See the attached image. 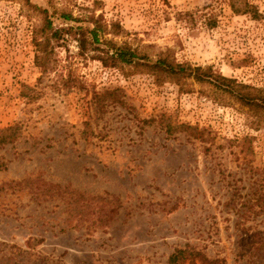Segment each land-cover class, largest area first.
<instances>
[{
  "label": "rangeland",
  "instance_id": "rangeland-1",
  "mask_svg": "<svg viewBox=\"0 0 264 264\" xmlns=\"http://www.w3.org/2000/svg\"><path fill=\"white\" fill-rule=\"evenodd\" d=\"M93 20L101 49L264 87V19L230 0H0V129H22L0 150V264H264V127L208 85L82 52Z\"/></svg>",
  "mask_w": 264,
  "mask_h": 264
},
{
  "label": "trees",
  "instance_id": "trees-1",
  "mask_svg": "<svg viewBox=\"0 0 264 264\" xmlns=\"http://www.w3.org/2000/svg\"><path fill=\"white\" fill-rule=\"evenodd\" d=\"M230 2L231 6L238 14H249L254 20L264 19V15L260 9L252 5L248 0H230ZM43 12L47 14V11L43 10ZM91 23L94 25L93 29H78L81 38V50L84 52L87 42L90 40V44L98 46L95 47V50L102 54L99 60H101L105 66L111 65L116 67L121 63L128 66H138L146 70V72L154 76L157 80L163 81L168 79L181 85L193 79L200 84L210 86L214 90V93L247 109L248 117L253 119H251L252 125L256 126L257 129L264 127V87H255L240 83L236 79L226 77L214 71L213 68L209 66L193 67L189 63H179L175 59H171L168 55H163L157 61L153 62L146 56L139 55L135 50L127 46L119 48L112 46L111 49L113 51H110V47H108V49H101L99 46L100 29L98 27V22L93 20ZM61 31L60 29L55 30L52 21L47 18L44 30V33L47 34L45 37L47 43L53 39H57L58 36L61 37ZM48 33H50V37ZM106 44L107 46L110 45L109 42ZM39 47V51L45 54L47 49L46 46L39 44ZM40 66L43 73H45L47 64L44 63V65L41 64ZM21 130L20 124H14L0 129V150L8 144L15 143L21 136ZM4 167L5 164L0 162V170ZM198 258H200V264H218L217 260H209L200 252L188 248L176 250L171 254L168 264H198Z\"/></svg>",
  "mask_w": 264,
  "mask_h": 264
}]
</instances>
